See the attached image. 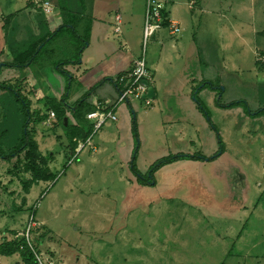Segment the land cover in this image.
<instances>
[{
  "label": "rangeland",
  "instance_id": "obj_1",
  "mask_svg": "<svg viewBox=\"0 0 264 264\" xmlns=\"http://www.w3.org/2000/svg\"><path fill=\"white\" fill-rule=\"evenodd\" d=\"M8 1L0 0V52L6 50L3 19L24 11L22 0H10L11 6ZM161 2L180 29L169 35L162 28L147 40L146 69L159 63L155 72L148 70L154 79L149 83L157 84L151 104L136 99L118 104L116 121H106L72 158L61 129H51L53 119L36 126L38 150L49 156L56 178L33 184L27 193L20 179L28 174L11 175L15 159L1 156L0 242L13 239L12 231L21 233L28 209L36 206L31 244L43 234L37 253L52 264H264V0ZM96 3L110 10L89 35L78 64L64 66L69 75L50 65L38 70L33 87L20 88L31 110L46 112L41 95L56 102L63 97L74 106L96 74L91 63L83 71L86 58L110 49L118 56L123 44L140 55L146 0ZM114 7L132 17L121 20L119 32L113 30ZM103 32L106 44L97 42ZM63 36L53 46L69 47L76 61L75 46L81 43L68 31ZM110 59L101 62L102 70ZM5 61L0 55V64ZM16 74L15 68L1 67L0 84ZM19 106L0 88L1 128L8 132L0 138L3 156L22 119ZM66 117L73 122L69 112ZM102 132L109 139H98ZM94 144L98 150L92 151ZM181 155L186 157H175ZM167 159L153 184L133 173L145 177ZM0 264L23 262L15 254L0 256Z\"/></svg>",
  "mask_w": 264,
  "mask_h": 264
},
{
  "label": "trees",
  "instance_id": "obj_2",
  "mask_svg": "<svg viewBox=\"0 0 264 264\" xmlns=\"http://www.w3.org/2000/svg\"><path fill=\"white\" fill-rule=\"evenodd\" d=\"M53 2L60 17V25L54 31L48 29L41 9L36 7L31 0H27L24 9L27 11L35 9L32 19L35 26L34 30L29 26H25L24 29H22L23 27L20 25L18 19L21 12L7 15L3 19L2 24V43L6 50L5 52L1 51L0 55L4 54L6 61L0 64V70L1 67L15 68L17 77L7 84L1 83L0 88L10 91L15 101L19 103L18 113L22 114V119L19 124H17V127H15L16 136L12 138L13 140L10 139V152L6 156L0 153V157L2 156L3 159L8 162L15 159V162L11 165V170L8 171L11 175L20 177L19 174H28V179H20L25 193L28 192L33 184L38 182H51L56 178V175L50 171L47 165L49 156L45 157L39 152L38 145L34 139L36 126L46 121L48 117V114H46L47 112L53 113L54 117L51 129L53 133H55L56 128L61 129L62 137L67 143L66 153L70 158L75 156L77 142L85 141L92 133V126H88L85 123V115L89 112L90 108H87L86 111L83 110H85L84 106L90 99V95L95 87L87 90L74 106H68L63 97L59 99V102H56L53 98L50 99L45 96L43 98V106L46 108L45 114L31 110V102L22 94L20 89L26 81L25 71L27 69L30 70L34 79L38 78V70L45 69L50 65L54 66L58 72L68 76L69 74L63 69L64 66L68 64H78L77 60L88 45L91 20L89 17L84 16L85 0H53ZM162 17V27L166 28L169 19V12L166 11V9L162 11ZM72 20L74 23H71ZM21 31H24V34L19 36ZM64 31L71 33L76 42L79 41L81 43L78 47L75 46L74 56L76 57V61H72V59L69 58L71 53L69 47L60 46L57 48V46H53L54 41L64 37ZM79 32L82 34L79 35ZM205 85H208V83H202V87H205ZM209 86L212 88L211 84ZM238 103L239 102L236 104ZM197 107L199 110H203L199 104ZM67 112L72 115V123H70L66 117ZM63 118L67 120L66 125H64ZM4 123L5 116L0 109V138L1 136L6 137L5 134H8L6 129L3 130L1 128V125ZM218 143L221 148L219 139ZM175 157L186 156L181 155ZM172 159L173 158H170L169 160ZM167 161L168 159L157 163L150 169L151 173L158 170L159 167ZM140 182L143 183L142 181ZM28 211L35 216L36 210L33 209V207L29 208ZM11 233L14 236L16 235L13 231ZM42 240L43 234L32 241L33 248L36 251H38ZM15 254L19 256L23 264H36L23 238L11 239L9 241L3 239L2 242H0V256L11 257Z\"/></svg>",
  "mask_w": 264,
  "mask_h": 264
},
{
  "label": "crops",
  "instance_id": "obj_3",
  "mask_svg": "<svg viewBox=\"0 0 264 264\" xmlns=\"http://www.w3.org/2000/svg\"><path fill=\"white\" fill-rule=\"evenodd\" d=\"M19 1H21V0H19ZM39 1H40V6H37V7L41 9V11L44 15V18L46 20L48 29L50 31L57 29V27L60 25V17L58 15L57 10L55 9L53 0H39ZM44 1L50 3V12L48 14H45L43 12L42 7H41L42 2H44ZM11 2L9 0L8 1L9 4L7 2L6 3H7V5L11 6V5H13V4H11ZM22 3H23V5L21 7L25 8L26 0H22ZM145 5H146V3H145ZM100 9H101V5H98L96 3V0H85L84 16L89 17L91 19L90 38H92V36H94L93 30H94V27H96L95 25H97L99 23L103 24L102 23L103 18L106 17V15L108 14V11L110 10V9H108V10H102V9L100 10ZM113 12H114L113 22L115 24V27L113 30L115 32V28L117 27L118 28L117 32H119L120 30H119L118 26L120 25L121 20L122 21H124V20L128 21V19L132 18L131 13L130 12L125 13V11H123V10L120 13V11L117 7L116 8L114 7ZM34 13H35V9H30L29 11L24 9L23 13L20 15V18L24 19L25 21L21 22L20 18H18L20 25H22V27H23L22 29H24L25 26H29L32 30H34L35 26H34V23L32 22ZM144 14H145V12H144ZM116 18H118V21L116 20ZM168 18H169L168 19L169 21L176 23L178 28H179V23L176 20H172L170 18V16ZM97 42L101 43V44H103V43L106 44L108 42L107 34L105 32H103L102 34H100V36H97ZM89 45L90 44H88L87 47ZM119 51H120V54L118 56H112V54L115 52V50L110 49V53H106V51H104L100 57H97V59H92L91 57H89L88 59L86 58L87 63H86V67L83 68V71L88 70L87 64H89V63H91V65L94 64V66H96V68H95L96 74L94 76H92V79H93L92 84L86 86V90H89V89L95 87V89L93 90V92L90 95L91 97H90V107L89 108L91 111L89 110V112H92L95 109L96 104H99V103L104 104L105 102L113 103L114 99L117 96V89H118V86L113 82L114 78H116L118 75L128 71L132 66L133 60L137 57L136 55H134L130 52V49L125 44H123L120 47ZM109 58H111L110 62H109L111 65L103 67V70H102V68H100L101 62L103 60L106 61ZM158 67H159V63L154 62L149 66L148 70H152L151 68H153V70L155 72V70H157ZM148 72L150 75V80L151 81L154 80L151 72L150 71H148ZM25 73H26V81L24 83V86L26 87L28 85L29 87H33V84L35 83V81L37 79L33 78V75L31 74L30 70L27 69L25 71ZM39 75L40 74L38 73V77H39ZM15 77H17V74L15 75ZM106 78H108L107 79L109 82L108 86H105V84L103 82L104 79H106ZM78 80L82 81L83 77H80ZM84 80H85V78H84ZM149 84L153 87L154 92H155V89L157 88V84L154 85L155 82L154 83L150 82ZM201 88H202V86H201ZM36 90L39 93L41 92L39 88H35V91ZM41 97L44 98L45 96L41 95V96H39V98L38 97L37 98L40 99ZM150 104H151V100H150L148 105H150ZM115 112H116V109L114 110V113ZM45 113L46 112H44V114ZM46 114H48V112ZM46 120H49V115H48ZM98 139L107 140L109 138H108V135H106L102 132L101 137H98ZM113 140H115V137L113 138ZM97 147L98 146H96L94 144V146L92 147V151L98 150Z\"/></svg>",
  "mask_w": 264,
  "mask_h": 264
},
{
  "label": "built area",
  "instance_id": "obj_4",
  "mask_svg": "<svg viewBox=\"0 0 264 264\" xmlns=\"http://www.w3.org/2000/svg\"><path fill=\"white\" fill-rule=\"evenodd\" d=\"M41 7L45 14L50 12L49 2H42ZM163 10H165V3L161 2V0H146L140 55L133 60L132 66L128 71L114 78L113 82L118 86V89L116 99L113 103L105 102L104 104H96L95 109L85 115V119L87 121L93 122L91 135L99 130L106 121H116L114 109L118 104L128 102L129 99L140 100V96L145 92L146 88L141 84V82L147 81L149 83L150 80V75L146 69L145 62L146 43L149 38L163 28ZM116 20L118 21V18H116ZM166 28L168 29L169 35H176L179 33L177 24L169 20ZM117 31L118 28L116 27L115 32ZM141 101H143L145 105H148L150 102V100L146 99ZM48 115L49 119H53L54 115L52 112H49ZM45 122L47 123L48 120ZM91 135L85 141L77 142L75 155L81 152L86 145H90ZM33 209L36 210V206H33ZM35 227L36 223L34 216L30 213L27 216L23 231L16 234L13 239H16L17 237L24 239L34 257L36 264H52L49 259H43L44 257L38 254L31 244V232L35 229Z\"/></svg>",
  "mask_w": 264,
  "mask_h": 264
},
{
  "label": "water",
  "instance_id": "obj_5",
  "mask_svg": "<svg viewBox=\"0 0 264 264\" xmlns=\"http://www.w3.org/2000/svg\"><path fill=\"white\" fill-rule=\"evenodd\" d=\"M141 84L146 88V90L140 96V100H152L155 96L153 87L147 81H142ZM66 121V118H63L64 125H66Z\"/></svg>",
  "mask_w": 264,
  "mask_h": 264
},
{
  "label": "flooded vegetation",
  "instance_id": "obj_6",
  "mask_svg": "<svg viewBox=\"0 0 264 264\" xmlns=\"http://www.w3.org/2000/svg\"><path fill=\"white\" fill-rule=\"evenodd\" d=\"M133 171V170H132ZM158 170H156L155 172L151 173L150 169L147 171V175L145 177L139 175L137 172H133L135 175H137L136 177L139 179V181H142L145 184H153L154 179L153 176L154 174L157 172Z\"/></svg>",
  "mask_w": 264,
  "mask_h": 264
}]
</instances>
